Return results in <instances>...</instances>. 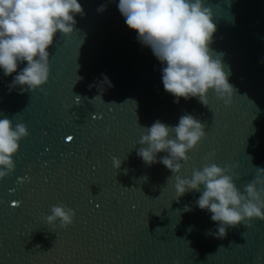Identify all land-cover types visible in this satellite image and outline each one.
Listing matches in <instances>:
<instances>
[{
  "label": "water",
  "instance_id": "95a60500",
  "mask_svg": "<svg viewBox=\"0 0 264 264\" xmlns=\"http://www.w3.org/2000/svg\"><path fill=\"white\" fill-rule=\"evenodd\" d=\"M80 2L75 31L58 33L50 46L43 90L9 91L15 73L0 70V118L30 133L0 180V264H264V219L219 238L210 234L219 222L196 204L201 192L177 199L175 188L177 176L205 163L238 164L243 192L264 168V0H208L217 25L211 48L223 54L236 89L230 105L210 91L208 106L195 97L174 102L161 62L125 24L118 0ZM102 74L113 86L94 99ZM186 113L207 135L181 170L145 163L137 154L147 147L139 143L145 128L157 119L175 126ZM61 203L76 212L66 228L46 219Z\"/></svg>",
  "mask_w": 264,
  "mask_h": 264
},
{
  "label": "clouds",
  "instance_id": "9594fccd",
  "mask_svg": "<svg viewBox=\"0 0 264 264\" xmlns=\"http://www.w3.org/2000/svg\"><path fill=\"white\" fill-rule=\"evenodd\" d=\"M117 7L125 24L136 30L138 41L161 62L164 90L174 96L175 103L195 97L208 106L212 90L226 105L232 103L236 89L229 81L223 54L211 48L217 25L208 0H118ZM105 9L101 5L97 10ZM77 14L84 15L80 0H0V70L5 76L15 73L9 91L17 86L21 93L43 90L50 79V46L58 33L75 31ZM102 76L100 94L94 99H102L105 86H113L106 74ZM145 129L139 143L147 147L139 148L138 156L147 164L160 162L173 173L181 170L189 151L207 135L205 123L190 113L182 115L175 126L157 119ZM29 134L25 123L0 118V180L15 169L14 154ZM160 152L168 154L158 160ZM113 161L119 168L121 160L114 157ZM238 166L205 163L189 178L176 177L177 199L192 190L201 192L196 204L219 222L218 231H210L219 238L227 235L229 227L250 224L252 218L264 219V168H257L255 179L242 192L236 184L239 174L233 170ZM185 210L191 209L186 205ZM75 215V209L61 203L52 206L46 219L66 228Z\"/></svg>",
  "mask_w": 264,
  "mask_h": 264
},
{
  "label": "snow or ice",
  "instance_id": "6c2138e0",
  "mask_svg": "<svg viewBox=\"0 0 264 264\" xmlns=\"http://www.w3.org/2000/svg\"><path fill=\"white\" fill-rule=\"evenodd\" d=\"M75 100H76V103H79V102H80V98H78V97H76ZM66 139L69 140V141H71V140L73 139V136H72V135H69V136L66 137ZM11 203H12L13 205H17V204H19L20 202L17 201V200H13ZM97 206H99V205H97Z\"/></svg>",
  "mask_w": 264,
  "mask_h": 264
}]
</instances>
